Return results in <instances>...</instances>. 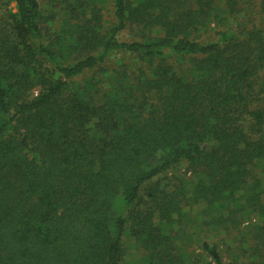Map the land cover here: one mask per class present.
I'll return each instance as SVG.
<instances>
[{"label":"trees","instance_id":"obj_1","mask_svg":"<svg viewBox=\"0 0 264 264\" xmlns=\"http://www.w3.org/2000/svg\"><path fill=\"white\" fill-rule=\"evenodd\" d=\"M251 263L264 0H0V264Z\"/></svg>","mask_w":264,"mask_h":264},{"label":"rangeland","instance_id":"obj_2","mask_svg":"<svg viewBox=\"0 0 264 264\" xmlns=\"http://www.w3.org/2000/svg\"><path fill=\"white\" fill-rule=\"evenodd\" d=\"M106 19H108V20H110L111 18H110V14H107L106 15V17H105ZM247 18V17H246ZM243 19H245V17H243V18H240V20H243ZM236 22V21H235ZM128 34H129V32H124V38H128V37H131V36H128ZM130 35V34H129ZM186 244H188V243H186ZM196 245V244H195ZM195 250H197L198 251V249H197V245H196V247H195ZM243 260H245L244 258H243ZM247 261H249V260H245V262H247ZM252 264V263H251Z\"/></svg>","mask_w":264,"mask_h":264}]
</instances>
